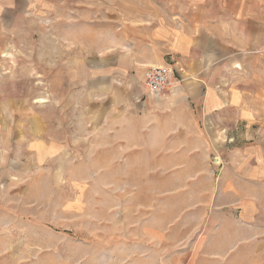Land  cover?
Listing matches in <instances>:
<instances>
[{
    "label": "crops",
    "instance_id": "crops-1",
    "mask_svg": "<svg viewBox=\"0 0 264 264\" xmlns=\"http://www.w3.org/2000/svg\"><path fill=\"white\" fill-rule=\"evenodd\" d=\"M54 1L58 11L64 3ZM121 2L84 10L91 38L79 55L101 67L81 61L80 74L111 69L102 76L113 77L109 86L94 78L84 85L88 125L111 141L113 188H133L160 206L168 194L176 202L168 217L160 208L156 231L143 233L144 250L164 258L137 261L131 254L108 263L264 264V0ZM12 4L15 12L39 8L37 0ZM151 67L171 71L158 97L144 84ZM209 120L236 140L215 153L221 168L211 158L221 136L207 132ZM149 186L158 192L146 195ZM13 216L0 211V249L9 234L23 233L25 217ZM8 220L19 229H8ZM135 244L128 245L132 253Z\"/></svg>",
    "mask_w": 264,
    "mask_h": 264
},
{
    "label": "rangeland",
    "instance_id": "rangeland-1",
    "mask_svg": "<svg viewBox=\"0 0 264 264\" xmlns=\"http://www.w3.org/2000/svg\"><path fill=\"white\" fill-rule=\"evenodd\" d=\"M54 2L37 0V10L15 12L12 0H0V9L7 8L0 10V211L25 217L23 233L9 234L8 246L0 249V264L14 259L19 264H109L131 254L137 261L164 258V252L144 250L143 233L160 227V208L168 217L176 198L168 194L167 204L160 206L155 197L140 196L133 188H113L111 141L98 139V129L86 117V82L94 78L109 86L113 77L102 76L111 69H100L97 77L80 74L81 61L101 67L100 61L79 55L91 38L84 10L111 0H59L68 9L52 11ZM206 126L221 136L213 141L211 157L221 168L215 153L236 140L225 139L227 131L210 120ZM82 178V184L71 182ZM144 190L150 196L158 192L151 186ZM17 223L8 220V229L16 231ZM134 242L138 250L132 253L128 245Z\"/></svg>",
    "mask_w": 264,
    "mask_h": 264
},
{
    "label": "built area",
    "instance_id": "built-area-1",
    "mask_svg": "<svg viewBox=\"0 0 264 264\" xmlns=\"http://www.w3.org/2000/svg\"><path fill=\"white\" fill-rule=\"evenodd\" d=\"M148 92L153 96L162 95L171 84V71L165 67H151L145 73Z\"/></svg>",
    "mask_w": 264,
    "mask_h": 264
},
{
    "label": "bare ground",
    "instance_id": "bare-ground-1",
    "mask_svg": "<svg viewBox=\"0 0 264 264\" xmlns=\"http://www.w3.org/2000/svg\"><path fill=\"white\" fill-rule=\"evenodd\" d=\"M45 102V100H39V103H44Z\"/></svg>",
    "mask_w": 264,
    "mask_h": 264
}]
</instances>
